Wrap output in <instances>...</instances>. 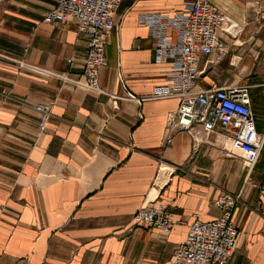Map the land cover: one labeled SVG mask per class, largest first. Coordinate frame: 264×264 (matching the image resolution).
<instances>
[{"label": "crops", "instance_id": "crops-1", "mask_svg": "<svg viewBox=\"0 0 264 264\" xmlns=\"http://www.w3.org/2000/svg\"><path fill=\"white\" fill-rule=\"evenodd\" d=\"M184 1L122 0L99 77L106 91L144 96L166 83L170 63L156 60L138 14L177 13ZM210 1L240 28L217 32L227 52L201 56L197 87L247 85L264 134V0ZM55 3L0 0V264H171L189 224L221 215L222 192L240 195L226 264H264V145L248 171L225 136L201 126L166 142L178 97L114 101L60 79L81 76L87 39L75 19L43 21ZM144 203L163 205L172 228L134 224Z\"/></svg>", "mask_w": 264, "mask_h": 264}, {"label": "built area", "instance_id": "built-area-1", "mask_svg": "<svg viewBox=\"0 0 264 264\" xmlns=\"http://www.w3.org/2000/svg\"><path fill=\"white\" fill-rule=\"evenodd\" d=\"M121 2L56 0L45 11L43 21L48 24L75 19L77 33L87 39L81 76L70 78L64 73L58 77L73 86L107 94L114 101L125 98L140 104L143 100L178 97L176 110L166 115V142L172 141V134L177 130L193 133L201 126L205 132L225 136L229 148L241 152L247 170L251 171L260 158L264 134L256 129L248 86L198 88L196 82L202 55L216 50L215 61H219L227 52L217 32L234 36L240 28L237 22L210 0H185V8L173 14L139 13V24L147 28L148 37L154 42L156 60L170 63L165 72L166 83L144 96L128 91L123 95L111 94L100 85L99 77L106 64L105 46L111 30L116 27V12ZM36 109L48 114L50 105L38 104ZM259 187L264 194V179ZM239 201V194L222 192L215 200L221 215L211 221L196 218L189 224L186 238L175 249L171 264H226L238 235L232 216ZM132 219L136 225L165 232L174 224L172 214L163 205L153 203H144Z\"/></svg>", "mask_w": 264, "mask_h": 264}, {"label": "bare ground", "instance_id": "bare-ground-1", "mask_svg": "<svg viewBox=\"0 0 264 264\" xmlns=\"http://www.w3.org/2000/svg\"><path fill=\"white\" fill-rule=\"evenodd\" d=\"M159 181L164 182V178L160 176V177L158 178V181H157V182H159ZM157 189H158L157 186H154V187H153V189H152L151 192H150V198H152V197L156 194Z\"/></svg>", "mask_w": 264, "mask_h": 264}]
</instances>
